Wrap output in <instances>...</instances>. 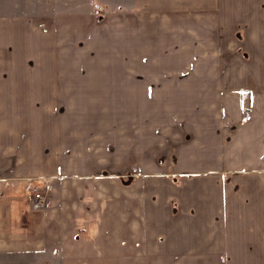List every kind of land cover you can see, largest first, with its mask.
Segmentation results:
<instances>
[{
    "label": "crops",
    "instance_id": "0c3cea01",
    "mask_svg": "<svg viewBox=\"0 0 264 264\" xmlns=\"http://www.w3.org/2000/svg\"><path fill=\"white\" fill-rule=\"evenodd\" d=\"M225 1L125 5L149 17H140V43L128 42L124 71L146 75L141 89L150 74H173L167 88L195 92L177 93L155 130L147 115L139 130L131 119L123 140L112 92L116 31L85 38L71 29L77 16L60 24L0 16V254L55 264H264V65L213 64ZM186 17L194 34L182 53L175 21ZM150 21L171 26L166 57L147 34ZM26 23L22 34L16 27ZM39 188L45 206L34 203Z\"/></svg>",
    "mask_w": 264,
    "mask_h": 264
},
{
    "label": "rangeland",
    "instance_id": "374dc122",
    "mask_svg": "<svg viewBox=\"0 0 264 264\" xmlns=\"http://www.w3.org/2000/svg\"><path fill=\"white\" fill-rule=\"evenodd\" d=\"M227 6L223 10V21L227 26L214 27V37L218 38L217 44L220 46L219 55L214 56L213 64H225L231 65L233 63H243L245 61L252 65H264V0H226ZM260 4V9L256 5ZM134 4V0H0V16L6 15L10 17H21V21L28 22L29 17L31 19L36 18L44 21L46 18H53L60 24V19L69 17H79V22L75 26L74 32L76 34L94 36L97 33L101 34L102 40H108L109 34H113L116 31L117 39V74H116V90L112 91L117 99V131L118 139L123 140L125 133L129 131V125L132 119L133 129L139 130L142 115H147L146 118L149 123L150 131L156 127L158 117L169 119L171 118L173 111V98L177 93H184L188 95L195 91H176L172 88H167L166 82L172 81L175 75L162 74L160 79L157 80V75H149L148 80L149 88L141 89V85L145 82L146 75H142L140 72L133 74L126 73L124 67L128 58L125 56L126 52H129L127 45L128 42L133 39L134 46L140 43L141 28L140 12L137 10H125V5L131 6ZM255 4V5H254ZM137 17V22H134V18ZM151 18V17H150ZM185 18V17H181ZM134 23H130V20ZM129 21V22H126ZM189 18L180 20L181 25H178V19H176V29L180 31V40L182 45V53L187 52L189 34L192 32L193 26L190 25ZM142 23V22H141ZM149 23V22H148ZM153 22L150 21V24ZM44 24V23H43ZM56 24L51 25H37L31 26L32 30H39L40 28H55ZM29 26L22 24L21 33H25V29ZM35 29H34V28ZM60 25L56 26L59 29ZM147 34H150L155 45H159L162 57L172 50V38L171 32L163 30L161 24H152L148 26ZM171 28V26H166ZM164 27V28H165ZM212 27V28H213ZM71 29L70 32H71ZM200 30V27L197 26ZM146 34V27H143V34ZM194 34V31L191 35ZM248 35L253 38L260 37L261 42L251 44L248 41ZM178 36L175 35V39ZM185 41V42H183ZM185 43V45H184ZM102 42V52L100 63L101 66H108V45L104 46ZM215 48V47H214ZM152 57L149 56V64L152 61ZM162 59V58H161ZM170 61L172 59H169ZM201 60H197L199 62ZM182 64H188L189 59L183 57L181 59ZM202 63V62H201ZM204 64V63H202ZM244 64V63H243ZM140 62L135 63V66H139ZM200 65V63H198ZM134 66V67H135ZM103 70V67H101ZM107 69V68H106ZM101 81H108L110 75L108 73L101 72ZM182 78H188V75H181ZM145 78V79H144ZM114 81L113 78H111ZM133 81V88L128 89L124 87L125 82ZM187 80V79H186ZM159 86V87H158ZM166 86V88H165ZM171 87V86H169ZM102 97L104 92L102 90ZM113 97V96H112ZM143 109V110H142ZM147 111H145V110ZM156 129V128H155ZM153 129V130H155ZM153 139L150 137V142ZM167 144H173V141L167 140ZM37 255L29 252L20 253H5L0 254V264H55L49 261H43Z\"/></svg>",
    "mask_w": 264,
    "mask_h": 264
},
{
    "label": "built area",
    "instance_id": "2783aa9c",
    "mask_svg": "<svg viewBox=\"0 0 264 264\" xmlns=\"http://www.w3.org/2000/svg\"><path fill=\"white\" fill-rule=\"evenodd\" d=\"M48 202V194L42 189L34 191V203L37 206H45Z\"/></svg>",
    "mask_w": 264,
    "mask_h": 264
}]
</instances>
